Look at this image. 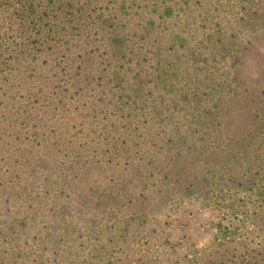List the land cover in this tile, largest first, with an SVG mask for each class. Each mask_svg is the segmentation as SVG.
Wrapping results in <instances>:
<instances>
[{
    "label": "rangeland",
    "instance_id": "374dc122",
    "mask_svg": "<svg viewBox=\"0 0 264 264\" xmlns=\"http://www.w3.org/2000/svg\"><path fill=\"white\" fill-rule=\"evenodd\" d=\"M0 39V264H178L259 209L201 148L259 140L264 0H0Z\"/></svg>",
    "mask_w": 264,
    "mask_h": 264
},
{
    "label": "trees",
    "instance_id": "16d2710c",
    "mask_svg": "<svg viewBox=\"0 0 264 264\" xmlns=\"http://www.w3.org/2000/svg\"><path fill=\"white\" fill-rule=\"evenodd\" d=\"M1 41V39H0ZM2 53L0 47V58ZM4 60L7 61L6 56ZM1 66V64H0ZM223 110L219 114L223 115ZM252 120L257 121V135L259 140L257 143H252L242 146L238 141L232 142L231 145L220 146V138L223 135V131H216L214 137L215 141L211 146L202 147V152H209L215 156L214 164L220 166L219 173L223 174V182L240 186L242 182L248 177L252 176L256 178V182L250 186L246 192L251 190H258L259 209H245L241 213L235 212L234 209H226V211L218 217L215 228V237L213 243L208 247H204L197 250L194 255V259L190 260L183 254L185 247H180L181 250L177 251L175 259L181 258L182 261L176 260L178 264H264V98L260 97L258 102V109L254 112ZM213 126L219 127L221 122L217 115L211 119ZM212 139V140H213ZM229 141V142H230ZM245 148L252 150L251 154L246 157H240L238 151ZM255 148H258V152ZM236 160V161H235ZM234 161V162H233ZM251 179V178H250ZM249 180V179H248ZM201 184L202 188H207L208 180L203 178ZM226 183H222L221 186L226 187ZM247 184V181H246ZM205 185V186H204ZM200 189V191L204 190ZM226 187L220 190H227ZM219 190V189H218ZM222 197V195L220 194ZM140 217H136L139 219ZM226 222V223H224ZM200 229V228H199ZM184 238V237H183ZM183 238L179 241L173 242L169 239H165L161 243V249H164L162 253L167 261L175 264V261H171L173 256L171 253L167 254V250L171 249L175 245H182ZM175 244V245H171ZM167 256V257H166ZM142 263V261H136L134 264ZM169 264V263H166Z\"/></svg>",
    "mask_w": 264,
    "mask_h": 264
}]
</instances>
